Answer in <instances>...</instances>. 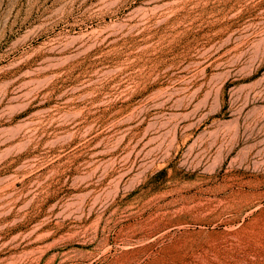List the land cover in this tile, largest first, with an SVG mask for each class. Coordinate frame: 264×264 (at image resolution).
Masks as SVG:
<instances>
[{
	"label": "rangeland",
	"instance_id": "1",
	"mask_svg": "<svg viewBox=\"0 0 264 264\" xmlns=\"http://www.w3.org/2000/svg\"><path fill=\"white\" fill-rule=\"evenodd\" d=\"M256 174L264 0H0V264H264Z\"/></svg>",
	"mask_w": 264,
	"mask_h": 264
},
{
	"label": "bare ground",
	"instance_id": "2",
	"mask_svg": "<svg viewBox=\"0 0 264 264\" xmlns=\"http://www.w3.org/2000/svg\"><path fill=\"white\" fill-rule=\"evenodd\" d=\"M38 27H41L39 25ZM92 30H89L87 33L84 31H75L71 32V29L68 30V33L66 34L68 40L65 42L59 41L57 37L53 38L52 41L55 43L56 46L60 47V49L65 50L66 48H69L71 46H74L75 44L82 43L86 35L90 33ZM33 29H31L27 33V37H31L33 34ZM264 183V175L256 174L254 179L248 180L246 182H241L237 186L234 185V183H224L219 187V192L222 193V195L217 199L218 204H223L226 207L227 206H235L236 204H250L251 197H253L258 190L263 186ZM209 204L207 203H197L193 204L192 206L187 208V211L191 212L193 210H203L208 207ZM201 213V212H200ZM197 215V214H196ZM207 217L201 216V217H195L192 218L191 221H186V225H196L200 224L202 226H206L209 224V222L206 220ZM208 234H211L210 232H207ZM194 236L191 244H201L203 247H205L204 244L207 242L200 241V238L206 235L205 228L194 230V231H188L186 233V236L189 238L190 236Z\"/></svg>",
	"mask_w": 264,
	"mask_h": 264
}]
</instances>
